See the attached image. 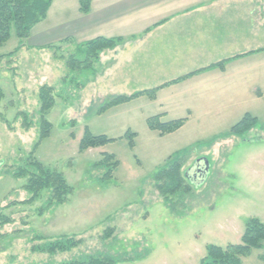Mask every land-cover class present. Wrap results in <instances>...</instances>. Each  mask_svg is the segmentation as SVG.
<instances>
[{
  "label": "rangeland",
  "instance_id": "obj_1",
  "mask_svg": "<svg viewBox=\"0 0 264 264\" xmlns=\"http://www.w3.org/2000/svg\"><path fill=\"white\" fill-rule=\"evenodd\" d=\"M59 3L50 22L58 18ZM27 40L18 47L12 32L0 47V264H57L93 255L115 264H199L207 246L239 244L248 219L264 224V70L243 79L235 103L212 101L186 91L180 96L182 86L175 83L159 86L163 79L140 70L139 53L124 48L108 50L78 73L66 66L76 53L72 47L30 48ZM42 86L53 88L55 104L46 117L50 133L37 144ZM136 94L104 108L114 98ZM247 114L255 119L250 131L227 138ZM157 115L161 122H184L160 134L148 126ZM86 132L111 141L80 151ZM32 151L72 189L63 204L44 212L49 193L21 204L29 198L23 190L27 179L13 177ZM107 155L114 158L100 166ZM179 155L181 174L201 158L209 171L199 186L185 180L190 193L177 192L168 207L154 176ZM109 170L111 177H104ZM107 229H113L109 239ZM63 237L81 244L54 256L31 251ZM240 264H264V245Z\"/></svg>",
  "mask_w": 264,
  "mask_h": 264
},
{
  "label": "crops",
  "instance_id": "obj_2",
  "mask_svg": "<svg viewBox=\"0 0 264 264\" xmlns=\"http://www.w3.org/2000/svg\"><path fill=\"white\" fill-rule=\"evenodd\" d=\"M59 1L58 18L50 22ZM59 1L32 30L30 48L60 44L78 53L93 39L120 38L110 52L139 53L140 70L163 79L159 86L191 75L172 85L182 86L180 96L186 91L230 103L242 97L243 79L264 70L258 62L264 56V0H91L85 15L78 0ZM221 62L224 71L214 66Z\"/></svg>",
  "mask_w": 264,
  "mask_h": 264
},
{
  "label": "trees",
  "instance_id": "obj_3",
  "mask_svg": "<svg viewBox=\"0 0 264 264\" xmlns=\"http://www.w3.org/2000/svg\"><path fill=\"white\" fill-rule=\"evenodd\" d=\"M78 1L80 13L84 15L88 14L91 7V0ZM52 2L53 0H0V47L10 39L12 32H14L19 40L18 47H21L23 41L29 38L32 29L46 18ZM121 41L120 38H96L82 43L78 46V52L83 53V58H78V53L70 54L67 57L66 66L71 72L80 73L82 71H88L99 61L100 54L108 50H113ZM17 50L18 49L9 53L7 56H9V58L12 57ZM2 58L3 56H0V61ZM224 64L225 62H221L214 66L222 70ZM189 76L191 75H187L183 78L167 83L166 85L176 83ZM53 91V88L48 86H42L39 89L38 115L40 119V136L37 144H39L44 138L48 137L51 130V124L46 117L55 104ZM136 96L139 95L136 94L131 97L114 98L112 101L108 102L104 108L128 102ZM159 116L160 115H157L148 119V126L152 130H157L160 134L174 132L179 129L184 122V119L161 122ZM254 120L255 119L247 114L239 123L231 128L226 137L229 138L250 131ZM109 141H111V139H108L105 136H93L91 133L86 132L84 137L80 140L79 150L84 151L90 148H98ZM104 158V161L99 162L100 166L107 163L106 161L112 160L114 157L112 155H107ZM183 158L184 156L181 155L174 159L173 157H170L168 163L160 171L156 172L154 176V180L157 183L156 188L163 196L164 204L168 205V207L170 205V197L174 196L177 192L186 195L190 193L191 190L190 186L186 184V181L188 182V180L185 177V173L184 175L181 174V168L184 161ZM21 163V167L13 172L14 178L27 179V182L23 185V190L29 195V198L21 202V204L33 203L40 197L43 191H47L49 197L43 208H41V212H44L53 206L61 205L67 200L72 189L62 173L51 170L40 163L34 157V151L30 152L27 157L22 159ZM114 165H116L115 162ZM104 177L110 178L111 171L109 170V173H106ZM6 221L7 220H4V222ZM112 231L113 229H107L104 238L109 239L112 235ZM80 244L81 240L63 237L46 244L36 245L31 251L37 254L41 253L54 256L56 254L70 252ZM263 245L264 224H262L257 218H250L245 223V229L239 244L228 245L224 248L209 245L206 248L205 257L199 264H240L241 257L246 256L252 249L263 248ZM57 264H115V260L108 256L93 255L63 261Z\"/></svg>",
  "mask_w": 264,
  "mask_h": 264
},
{
  "label": "water",
  "instance_id": "obj_4",
  "mask_svg": "<svg viewBox=\"0 0 264 264\" xmlns=\"http://www.w3.org/2000/svg\"><path fill=\"white\" fill-rule=\"evenodd\" d=\"M208 171H209L208 161L201 158L194 163L192 168H189L185 172V177L194 186H199L205 180Z\"/></svg>",
  "mask_w": 264,
  "mask_h": 264
},
{
  "label": "flooded vegetation",
  "instance_id": "obj_5",
  "mask_svg": "<svg viewBox=\"0 0 264 264\" xmlns=\"http://www.w3.org/2000/svg\"><path fill=\"white\" fill-rule=\"evenodd\" d=\"M195 162H196V161H195ZM193 165H194V163H193ZM193 165H192V167H193ZM192 167H191V168H192ZM193 175H194V174H193ZM187 180H188V179H187ZM191 184H192V183H191ZM192 185H193V184H192ZM193 186H194V185H193Z\"/></svg>",
  "mask_w": 264,
  "mask_h": 264
}]
</instances>
